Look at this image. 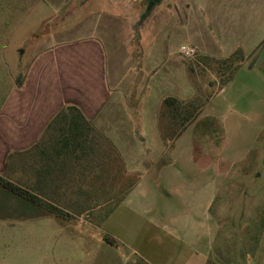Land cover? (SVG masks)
I'll return each instance as SVG.
<instances>
[{"label":"crops","instance_id":"crops-1","mask_svg":"<svg viewBox=\"0 0 264 264\" xmlns=\"http://www.w3.org/2000/svg\"><path fill=\"white\" fill-rule=\"evenodd\" d=\"M216 1V39L197 42L192 48L198 56L211 59H225L240 49L244 62L197 118L165 143L158 113L167 95L153 99L146 118L133 117L134 106H128V99L131 95L135 99L142 87L138 75L110 82L103 45L91 34L48 46L30 61L20 86L11 77L8 87H0V177L39 199L42 210L47 205L52 209L32 219L64 222L93 217L111 234L127 233L129 239L136 230L143 235L153 230L156 251L191 253L205 244L207 256L203 228L210 229V209L225 179L223 165L212 162L225 140L253 134L251 128H242L241 113L248 110L264 122L263 111H252L255 87H264V0ZM125 55L135 59L129 52ZM183 66L186 82L179 81L174 96L168 95L188 101L196 89ZM228 99L239 108L236 114L228 110ZM70 105L81 111L113 150L92 148L90 132L81 142L61 143L66 135L56 131V125L46 130L57 112ZM211 125H217L220 135L214 147L196 140L215 133ZM210 151L215 155L211 160ZM9 200L16 202V197L10 195ZM31 206L25 201L26 209ZM100 212L103 215L98 217ZM184 259L180 264H192L191 257Z\"/></svg>","mask_w":264,"mask_h":264},{"label":"rangeland","instance_id":"rangeland-1","mask_svg":"<svg viewBox=\"0 0 264 264\" xmlns=\"http://www.w3.org/2000/svg\"><path fill=\"white\" fill-rule=\"evenodd\" d=\"M216 6V0H0V87H8L11 77L14 82L21 79L35 54L48 46L91 34L103 45L110 82L138 75L142 87L135 99H128L136 119L146 118V108L158 97L174 96L175 84L186 82L183 63H191V79L201 96L212 97L219 90L218 84L208 85L215 73L196 52L184 59L178 49L216 39ZM125 52L135 59H126ZM253 95L262 108L255 105L252 111L264 112V87H255ZM228 102V110L236 114L239 108ZM247 112L241 113L242 128H251L253 134L225 140L212 162L223 165L225 179L210 209V229L203 228L206 257L205 244L191 253L156 251L153 230L147 235L136 230L129 239L127 233L111 234L93 217L32 219L49 206L26 209L9 200L8 209L0 208V264H180L186 256L192 264H264V122ZM217 125H211L215 133L196 140L214 147L220 136ZM213 154L210 151V160ZM109 205L113 203L101 212Z\"/></svg>","mask_w":264,"mask_h":264},{"label":"trees","instance_id":"trees-1","mask_svg":"<svg viewBox=\"0 0 264 264\" xmlns=\"http://www.w3.org/2000/svg\"><path fill=\"white\" fill-rule=\"evenodd\" d=\"M264 42V40H263ZM202 63H205L210 71L215 73V79L208 82L209 87L218 84L219 89L223 88L230 82L235 75L238 68L244 62V55L240 49L234 51L229 57L225 59H211L207 57H199ZM191 63H186V71L188 77L191 79L192 68ZM198 64V63H197ZM23 77L16 80L14 83L18 86L21 85ZM192 80V79H191ZM196 89V88H195ZM201 96V91L196 89L195 96L188 101H182L173 96H166L161 100L160 111L158 113V129L162 141L172 140L180 134L187 125L192 123L200 113L201 109L208 102L211 97ZM56 125V131L65 133L66 137L61 139V143H68L73 141H82L87 132L92 133V148L96 149H112L113 146L108 140L100 134L91 124L86 121L81 111L75 106H65L61 108L57 114L50 121L46 130ZM80 140H79V139ZM16 197L18 204L21 208L25 207V201L32 204V207L40 208L39 199L27 193L7 180L0 177V208L8 209L9 196ZM51 209V207H49ZM47 209L48 212L50 211ZM52 210V209H51Z\"/></svg>","mask_w":264,"mask_h":264},{"label":"built area","instance_id":"built-area-1","mask_svg":"<svg viewBox=\"0 0 264 264\" xmlns=\"http://www.w3.org/2000/svg\"><path fill=\"white\" fill-rule=\"evenodd\" d=\"M178 54L184 59H189L194 56L195 50L192 47L181 46L178 49Z\"/></svg>","mask_w":264,"mask_h":264}]
</instances>
